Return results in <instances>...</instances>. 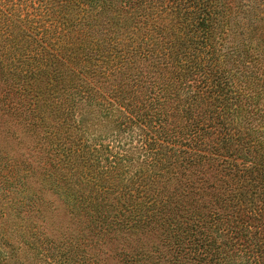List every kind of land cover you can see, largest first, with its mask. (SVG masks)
<instances>
[{
    "label": "trees",
    "instance_id": "16d2710c",
    "mask_svg": "<svg viewBox=\"0 0 264 264\" xmlns=\"http://www.w3.org/2000/svg\"><path fill=\"white\" fill-rule=\"evenodd\" d=\"M1 201L28 264H264V0H0Z\"/></svg>",
    "mask_w": 264,
    "mask_h": 264
},
{
    "label": "rangeland",
    "instance_id": "374dc122",
    "mask_svg": "<svg viewBox=\"0 0 264 264\" xmlns=\"http://www.w3.org/2000/svg\"><path fill=\"white\" fill-rule=\"evenodd\" d=\"M11 145L15 152H22L24 150V147L15 141L12 142ZM3 147H5V145H3ZM42 194L44 200V211L43 217H41L39 223L41 224L39 229L40 232H44L45 235L50 239H56L57 237L60 239L64 233L65 236H71V234H78L80 228L83 229V227L78 225L76 220L73 218V215L70 213V206L65 204V202L61 199L62 197H58V195L53 193L52 190H47ZM2 204L3 202L1 201L0 205ZM6 206H9L8 203ZM16 207H18V205ZM6 212H8V214L3 216L0 211V264H15V261H23L25 264H28L29 262L32 263V259L34 258L33 254L25 253L24 251V248L27 247H25L18 238L12 237L9 232L4 231V224L7 220V217L10 216L13 221H16L15 219L19 220L21 218H28V215H25V213L17 215L18 213H12V211L8 209ZM152 234L151 237L145 236L149 245L148 248H151V250L157 246L159 240L158 233H156V235ZM50 245V243H48L47 246L46 243L44 244V246L51 248ZM114 248L115 245H111L110 243L106 246H103L105 253H101L100 257L110 259V263L106 261L107 263L105 264H113L115 262L113 259ZM88 253L89 255L90 253L93 255L95 250L90 248Z\"/></svg>",
    "mask_w": 264,
    "mask_h": 264
}]
</instances>
